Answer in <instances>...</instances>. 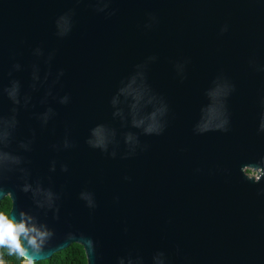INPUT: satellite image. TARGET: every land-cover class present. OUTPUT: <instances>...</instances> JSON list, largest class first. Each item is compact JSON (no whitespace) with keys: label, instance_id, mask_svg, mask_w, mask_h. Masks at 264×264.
<instances>
[{"label":"water","instance_id":"obj_1","mask_svg":"<svg viewBox=\"0 0 264 264\" xmlns=\"http://www.w3.org/2000/svg\"><path fill=\"white\" fill-rule=\"evenodd\" d=\"M6 198L32 263L264 264V0H0Z\"/></svg>","mask_w":264,"mask_h":264},{"label":"trees","instance_id":"obj_2","mask_svg":"<svg viewBox=\"0 0 264 264\" xmlns=\"http://www.w3.org/2000/svg\"><path fill=\"white\" fill-rule=\"evenodd\" d=\"M10 210L9 198L0 202V264H86L84 249L78 244L54 254L49 260L32 263L25 259L21 256L22 243L19 230L9 217Z\"/></svg>","mask_w":264,"mask_h":264},{"label":"rangeland","instance_id":"obj_3","mask_svg":"<svg viewBox=\"0 0 264 264\" xmlns=\"http://www.w3.org/2000/svg\"><path fill=\"white\" fill-rule=\"evenodd\" d=\"M246 173H247L248 175H250V176H257V175H258L257 172H255V171H253V170H251V169H247V170H246Z\"/></svg>","mask_w":264,"mask_h":264}]
</instances>
